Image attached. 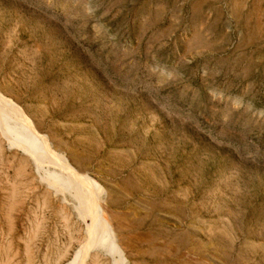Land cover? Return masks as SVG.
I'll use <instances>...</instances> for the list:
<instances>
[{
  "label": "rangeland",
  "instance_id": "obj_1",
  "mask_svg": "<svg viewBox=\"0 0 264 264\" xmlns=\"http://www.w3.org/2000/svg\"><path fill=\"white\" fill-rule=\"evenodd\" d=\"M0 94V264H264V0H0Z\"/></svg>",
  "mask_w": 264,
  "mask_h": 264
},
{
  "label": "bare ground",
  "instance_id": "obj_2",
  "mask_svg": "<svg viewBox=\"0 0 264 264\" xmlns=\"http://www.w3.org/2000/svg\"><path fill=\"white\" fill-rule=\"evenodd\" d=\"M2 123L7 127V139L11 145L21 148L41 162L45 161L46 158H59L49 147L46 139L35 132L23 111L12 101L0 94V124ZM78 182L83 186L93 185L92 180L88 177L80 178ZM89 217L90 223L87 224L86 230L92 237V240L94 242L98 240L101 232L104 233L102 237L105 239V233L108 232L106 226L97 221L94 212H91ZM113 259L114 264H121L122 262L121 256L116 252H113Z\"/></svg>",
  "mask_w": 264,
  "mask_h": 264
}]
</instances>
